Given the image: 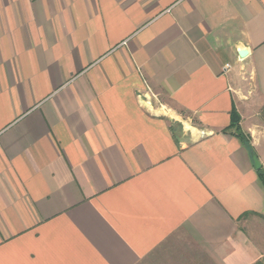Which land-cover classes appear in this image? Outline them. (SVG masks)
<instances>
[{
	"label": "crops",
	"instance_id": "crops-1",
	"mask_svg": "<svg viewBox=\"0 0 264 264\" xmlns=\"http://www.w3.org/2000/svg\"><path fill=\"white\" fill-rule=\"evenodd\" d=\"M253 156L264 0H0V264H256Z\"/></svg>",
	"mask_w": 264,
	"mask_h": 264
},
{
	"label": "trees",
	"instance_id": "trees-1",
	"mask_svg": "<svg viewBox=\"0 0 264 264\" xmlns=\"http://www.w3.org/2000/svg\"><path fill=\"white\" fill-rule=\"evenodd\" d=\"M239 121H240V117H239L238 113L235 110H233V112H232V123H231L230 129L226 130L225 133H228L230 130H234L235 135H237L238 137H240L244 140L243 135L240 133ZM258 173H259V176H260L262 183L264 184V174H263L262 169H260L258 171ZM256 264H264V259L260 260Z\"/></svg>",
	"mask_w": 264,
	"mask_h": 264
},
{
	"label": "water",
	"instance_id": "water-1",
	"mask_svg": "<svg viewBox=\"0 0 264 264\" xmlns=\"http://www.w3.org/2000/svg\"><path fill=\"white\" fill-rule=\"evenodd\" d=\"M248 55V51L247 50H241L239 51V56L240 58L244 59L246 56ZM253 161H254V167L256 170H260L261 169V165L257 159L256 156H253Z\"/></svg>",
	"mask_w": 264,
	"mask_h": 264
},
{
	"label": "built area",
	"instance_id": "built-area-1",
	"mask_svg": "<svg viewBox=\"0 0 264 264\" xmlns=\"http://www.w3.org/2000/svg\"><path fill=\"white\" fill-rule=\"evenodd\" d=\"M229 67H230V65H227V66H226V68H229Z\"/></svg>",
	"mask_w": 264,
	"mask_h": 264
}]
</instances>
